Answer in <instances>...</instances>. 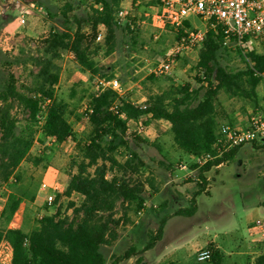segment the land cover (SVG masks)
I'll return each instance as SVG.
<instances>
[{
  "label": "rangeland",
  "instance_id": "374dc122",
  "mask_svg": "<svg viewBox=\"0 0 264 264\" xmlns=\"http://www.w3.org/2000/svg\"><path fill=\"white\" fill-rule=\"evenodd\" d=\"M0 0V92L12 75L18 87L31 85L39 70V59L46 55L59 71V82L54 95L68 104L67 117L72 135L64 143L47 138L39 131L31 153L42 161L34 164L23 161L8 181L0 180L1 212L9 193L14 189L23 200L11 222L21 224L30 231L40 220L56 212L72 214L68 208L71 200L80 201L74 193L63 194L71 176L77 172L82 159V147L90 134L88 119L90 95L104 88V82L117 78L122 84V95L137 105H144L152 95L173 87H186L193 105L202 100L208 84L196 63L197 50L176 56L171 74H157L158 65L174 48L181 29L168 22L159 26L154 20L159 12V0H120L131 7V15L115 29L107 40L105 26L99 25L93 38L90 22L92 0ZM187 27L204 28L195 15L189 16ZM85 35L89 57L96 61L97 72L92 74L79 66L74 54L64 47H51L54 33H68L71 42L76 30ZM249 58L233 43L223 45L218 52V63L232 73L248 69ZM77 78L80 82H77ZM216 84V80L212 77ZM256 100L230 96L224 91L218 95V106L225 107L229 118L222 123L248 120L253 114L264 116V79L257 86ZM47 103H42L46 107ZM19 125L26 124V116L18 108L12 110ZM39 122L44 120L40 113ZM147 133L139 135L135 125L130 124L125 134L110 129L102 143L116 146L109 155L119 165H109V178L118 177L131 184L142 183V207L137 204L119 206L116 217L122 216L120 237L113 245L101 246L110 261L112 255H123L131 246L135 252L120 264H213L212 259L200 261L198 252L216 245L224 257L240 255V264H255L264 253V241L255 221L264 218V140L248 142L239 146L234 157L220 167L213 166L206 173L208 183L205 192L197 196V208L192 215L176 212L190 206V199L197 189L199 164L186 155L174 142L173 134L162 122L143 117ZM237 124V123H234ZM238 125V124H237ZM115 133L117 135H115ZM122 140H121V138ZM186 163L188 170H180ZM179 174V177L176 176ZM154 178V186L148 183ZM49 195L54 201L49 203ZM165 227L162 237L147 248L151 235H155L162 220ZM10 222V224H11ZM15 225V224H13ZM14 227V226H13ZM7 244L0 247V264H8Z\"/></svg>",
  "mask_w": 264,
  "mask_h": 264
},
{
  "label": "trees",
  "instance_id": "16d2710c",
  "mask_svg": "<svg viewBox=\"0 0 264 264\" xmlns=\"http://www.w3.org/2000/svg\"><path fill=\"white\" fill-rule=\"evenodd\" d=\"M120 2L94 0L100 7L94 6L90 16L93 38L97 37L99 25L105 26L107 40L112 38L119 26L115 13ZM68 38V33H54L49 41L50 46L70 50L79 66L95 74L96 61L87 53L85 35L77 29L71 42ZM223 41L224 35L219 25L209 29L202 42L196 67L204 74L203 80L207 82L208 89L205 97L196 105H193L186 87H173L152 95L144 105L135 104L109 87L90 95L88 105L92 106L93 111L86 110L89 115L85 121L90 127V134L83 144L78 170L71 176L63 193L69 197L76 193L81 200L69 201L68 208L72 214L62 213L61 207H58L55 213L44 216L36 228L26 231L23 227L10 226L24 198L13 189L1 212L3 221L0 224V245L8 242L12 248L10 264H120L123 259L134 254L135 247L131 246L123 255H112L111 260L107 261L101 251V246L113 245L120 237L119 226L126 213L116 217L118 207L125 204L142 207L141 194L145 186L142 183L131 184L115 176L108 177L107 162L111 165L119 164L115 157L109 155L116 146L112 142L106 146L102 139L109 134V128L118 129L122 137L128 129L129 119L150 116L152 119L170 122L174 142L190 158L208 151L214 153L213 147L221 121L230 117L225 107L217 104L219 93L224 91L232 97L256 100L257 86L264 79V47L245 55L249 58L246 71L232 73L218 63V52L224 45ZM49 50L39 59L40 67L31 85L18 87L11 75L4 90L0 92L1 181H8L23 161L30 160L36 165L42 161L31 153L38 131L58 143L67 141L72 135V126L67 117L68 104L54 95V86L59 82L60 75L52 59L47 56ZM77 82H80L79 78ZM44 102L47 103L45 108L42 107ZM114 105H117V111L113 109ZM13 108L23 111L26 116L25 125H19ZM40 113H44V120L41 125H36ZM238 148L239 146L233 147L199 166L197 189L190 199V206L179 209L177 215L188 216L194 213L198 205L197 196L206 191V172L213 166L231 160ZM147 180L154 186L153 177H148ZM165 222L163 219L155 235H151L147 248L162 237ZM207 248L211 251L212 263L222 264L219 248L212 243ZM165 264L176 263L169 261ZM255 264H264V253L256 258Z\"/></svg>",
  "mask_w": 264,
  "mask_h": 264
},
{
  "label": "built area",
  "instance_id": "2783aa9c",
  "mask_svg": "<svg viewBox=\"0 0 264 264\" xmlns=\"http://www.w3.org/2000/svg\"><path fill=\"white\" fill-rule=\"evenodd\" d=\"M94 2V0H92ZM159 12L153 17L160 23L159 26L170 22L181 29L177 42L168 57L162 61L157 69V74H171L176 56L199 50L209 29L222 27L224 45L233 43L244 55L261 50L264 47V0H159ZM100 7L99 4H95ZM117 22L121 24L131 15V10L119 7L115 13ZM195 15L202 20L204 28L187 27L189 16ZM104 88H111L122 95V84L117 78H112L103 83ZM87 111L92 112V106ZM117 111V105L113 106ZM122 116H124L122 114ZM135 125L139 135L147 133L143 117L135 120L129 119L127 126ZM264 140V116L253 114L245 124L237 126L231 123H222L219 128L218 137L215 141L213 152L208 151L192 159L202 166L207 161L220 156L223 152L243 145L248 142ZM180 170H188L186 163L179 165ZM179 177V174H176ZM49 203L54 201V196L49 195ZM255 226L264 241V219H257ZM7 244L12 252V248ZM3 243L1 245H3ZM0 245V247H1ZM12 253L7 255L8 264L11 263ZM198 260L207 261L211 259V251L208 248L198 252Z\"/></svg>",
  "mask_w": 264,
  "mask_h": 264
},
{
  "label": "crops",
  "instance_id": "0c3cea01",
  "mask_svg": "<svg viewBox=\"0 0 264 264\" xmlns=\"http://www.w3.org/2000/svg\"><path fill=\"white\" fill-rule=\"evenodd\" d=\"M126 7V8H129L130 10H131V12H132V9H131V7L130 6H128L127 4L126 5H123L122 4V2H120V7ZM143 117H145V116H143ZM145 118H147V119H149V120H151V121H157V122H162L163 123V125L166 127V129L168 128V130H170V126H171V124H170V122L168 121V120H165V119H152L150 116H146ZM249 119V118H248ZM247 121V120H246ZM246 121H244L243 123L242 122H240L238 119H236L235 120V122L234 123H237V124H235V125H237V126H242L243 124H245L246 123ZM234 123H232V124H234ZM64 143V142H63ZM223 163H221V164H219L218 166H215V167H220L221 165H222ZM208 172H210V170L208 171ZM208 172H206V173H208ZM208 179L210 178V177H207ZM207 191V190H206ZM262 219H264V218H262ZM13 224H15V225H13ZM10 226L11 227H22V225L21 224H16V223H14V222H11V224H10ZM25 230V229H24ZM27 231V230H26ZM259 238H261V236L259 235ZM261 240H262V238H261ZM10 253H12V252H10ZM262 254V253H261ZM259 256V255H258ZM236 258L235 260H231L230 258H231V256H227V257H223L222 256V264H240V261L238 260L239 258H241V256L240 255H234V256H232V258Z\"/></svg>",
  "mask_w": 264,
  "mask_h": 264
}]
</instances>
